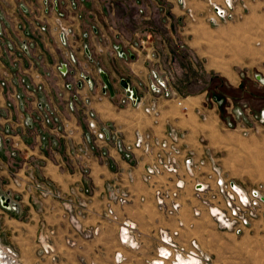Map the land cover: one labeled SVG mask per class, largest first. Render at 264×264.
Listing matches in <instances>:
<instances>
[{"label": "crops", "instance_id": "0c3cea01", "mask_svg": "<svg viewBox=\"0 0 264 264\" xmlns=\"http://www.w3.org/2000/svg\"><path fill=\"white\" fill-rule=\"evenodd\" d=\"M107 1L108 6L126 2L84 0L75 13L62 20L74 31L69 48L57 45L56 24L47 17L48 33L43 40L38 37L34 50L42 53L39 63L34 56L7 55L4 44L17 37L21 42L26 29L35 31L43 25L34 16L44 0H0V247L13 249L22 264H153L158 260L161 231L178 230L175 241L179 244L188 245L193 239L200 244L195 232L201 221L189 214L190 206L195 205L189 185L179 217L183 227L178 229L175 219L156 209L151 189L140 182L149 162L140 151L134 150L131 158L112 147L105 157L95 150L86 156L73 152L83 143L82 119L79 113H70L59 97L64 80L52 77L54 66L64 61L63 53L75 52L81 61L83 47L93 57L95 54L87 71L93 88L84 87L78 94L91 100L97 118L112 122L126 143L133 140L136 130L163 138L175 129L186 134L183 145L196 160L208 156L205 149L213 146L212 137L223 130L225 112L207 103L208 89L181 93L188 89L177 81L179 61L194 69L195 60L202 63L205 73L216 71L230 90L224 97L235 105L245 101L254 114L264 109V84L257 78L264 80V0H243L245 7L237 5L232 21L216 26L207 23L209 7L203 0H185L194 21L185 16L176 0H131L146 10L135 27L127 18L122 27L112 26L114 13ZM91 29L96 34L83 38ZM117 49L129 53L128 57L121 59ZM94 67L97 76L91 70ZM153 70L171 71L172 98L148 92ZM100 72L110 82L113 95L102 93ZM122 79L135 89L143 107L155 101L156 115L120 105ZM39 104L47 105L51 112H39ZM54 114L62 120L63 133H55L54 125L45 122ZM129 171L134 176L130 185ZM29 172L35 182L26 178ZM175 181V177L171 181L162 177L156 182L171 186ZM109 183L128 187L131 201L123 207L110 204L105 193ZM68 201L83 214V228L96 229L97 235L85 239L74 229L66 210ZM109 205L116 216L110 222L104 219Z\"/></svg>", "mask_w": 264, "mask_h": 264}, {"label": "built area", "instance_id": "2783aa9c", "mask_svg": "<svg viewBox=\"0 0 264 264\" xmlns=\"http://www.w3.org/2000/svg\"><path fill=\"white\" fill-rule=\"evenodd\" d=\"M203 1L209 7V16L206 21L212 26L232 21L234 18L233 11L238 4L242 8L245 7L243 0ZM58 2V0H44V5L57 9ZM176 3L185 11V16L191 21H194L193 11L187 8L186 1L176 0ZM21 7L24 11H27L24 5H21ZM44 31L45 27L43 25L36 27L35 32L26 29L25 38L21 40L18 48L15 47V44L7 43L5 45V52L10 54L18 49L23 54L29 55L31 51L33 52L37 48L36 32L43 35ZM60 36L65 44L64 33H61ZM1 37H3V28L0 25V39ZM121 56L126 58L125 53L121 54ZM37 58L41 57L38 55ZM66 68L67 65L61 64L58 70L60 73H67V71L62 72ZM257 78L259 83L264 84L263 79H260V77ZM171 80V71L153 70L150 73L147 90L153 95L172 98L173 92L169 85ZM84 87L92 89L93 84L90 77L80 75L72 83L65 84V92L59 94V97L64 101V107L70 113H79L83 117V143L81 146L74 148L73 152L76 155L86 156L95 150L99 152L101 157H105L108 155V147H112L125 158H131L134 150L140 151L149 159L144 172L140 175V182L151 189L152 199L156 209L165 217L175 219L178 229L183 227V223L179 217L182 213V201L184 200L186 185L190 186L191 197L195 202V205L190 206V217L192 219H201L205 215L220 231L228 232L235 236H243L251 229L255 221L264 218V195L260 188H245L236 183V181L228 178L211 155L196 160L194 153L183 145L186 136L185 133L171 129L163 138H156L149 133H142L136 130L133 133V140L126 143L121 131L113 123H102L98 121L97 114L91 108V100L80 97L78 90ZM101 88L102 93L107 94L104 85ZM123 91L124 98L122 101L124 103L135 109L143 108V112L147 115L157 114L155 101H152L147 107H143L142 100L138 98L137 93L136 97L133 98L132 94L126 96V90L123 89ZM63 95L65 98H63ZM242 106V108L235 107L236 109L231 106L230 118L244 120V116L247 118L248 116L251 117L249 109L245 105ZM37 107L39 112L42 110L45 113L51 112L47 105L42 106L39 104ZM245 113L247 114L245 115ZM258 119L259 122H264V110L260 111ZM45 122H50L54 125L53 131L55 133L60 134L64 132V125L58 114L48 117ZM231 126L232 124L228 122L227 127L230 128ZM12 155H15V153H12ZM181 167L183 168L182 174ZM162 177H167L170 181L171 177H175L176 181L172 182L171 186L158 185L156 181ZM26 178L29 182H35L36 180L35 176L30 172L26 175ZM127 181L129 185L134 181V176L130 171L127 172ZM105 193L110 204L120 207L127 205L133 198L128 187L121 186L119 183L107 184ZM140 201L143 202L144 199L140 198ZM67 204L66 210L69 213L68 218L74 229L85 239H91L97 235L96 229L83 228L81 224L83 214L75 210L69 201ZM104 219L108 222L116 220V216L110 205L106 209ZM178 233V230L171 233L161 231L159 233L161 247H166L171 252V257L172 255H181L186 258L196 259L198 264H205L204 262H207V260L203 259V254L196 240H190L188 245L179 244L175 241ZM125 234L129 237L128 229L125 231ZM128 240L129 238H126V241ZM122 241L125 242L124 239ZM161 247L158 248V252ZM158 256H160L159 253ZM0 264L22 263L19 255L13 249L10 247H0Z\"/></svg>", "mask_w": 264, "mask_h": 264}, {"label": "rangeland", "instance_id": "374dc122", "mask_svg": "<svg viewBox=\"0 0 264 264\" xmlns=\"http://www.w3.org/2000/svg\"><path fill=\"white\" fill-rule=\"evenodd\" d=\"M58 1L57 9L40 3L39 8L36 9L37 13L35 16L32 15L36 21L38 20L45 27L43 34L48 33V24L45 19L47 17L53 18L56 24L57 45L69 48L71 38L74 36V31L70 25L64 24L62 20L75 13L80 3L84 0ZM107 2L108 6L109 1ZM137 6V3L131 0H126L124 3H113V6L109 5V9L112 8L114 13V15L111 16L112 26L122 27L125 18L129 19L134 27L139 26V22L142 20V17H144L142 14L146 12V10ZM21 18L26 20L25 15H22ZM36 33V36L43 40L44 36L38 34V32ZM61 33H64L65 44L61 39ZM93 34H96V31L91 29L89 33L82 34V37H89ZM37 37H35L36 41L38 40ZM7 43H11L12 45L15 44V47L18 48L20 44L19 37H17L16 41H11L10 39ZM7 43H5L4 46ZM14 52H17V54L23 57L34 56V58H36L35 60L41 63L42 53H34V51H31L29 55H26L18 49L14 50L12 54H14ZM115 53L121 59H125L121 56V54L125 52L115 51ZM6 54L10 55L11 53ZM63 54H65L64 61L54 66L55 72L52 76L54 78L63 79L65 82L59 92H65L64 85L72 83L75 77H79L80 75L90 77L91 75L87 71L90 70L89 67L94 63L93 60H95V54L93 57V54L89 53L86 47H83L81 51V55L84 56V61H81V56H78L75 52L67 51ZM36 55H39L41 58H37ZM125 55L127 58L129 53H125ZM84 62H87V64ZM193 62H195L194 69H192L190 65L186 66L183 61L177 63L179 68L177 81L181 82V84L184 82V86H187L186 88L188 89L181 91V93H193L200 88L208 89L210 93L207 96V103L223 109L226 116V121L222 127L223 130L212 137L213 146L205 149L207 154L211 155L216 160L217 164L228 178L236 181V183L245 188H260L264 195V122L261 123L258 119L260 111L264 109L254 114L245 101L237 102L235 105V102L231 99L224 97V95L228 94L230 91L228 87L224 86V79L219 77L216 71L205 73L201 62H196L195 60H193ZM61 64L67 65L66 70L64 69L62 71H67V73L59 72L58 67ZM91 70L94 75L97 76L95 72L97 68L94 67ZM220 101L221 103H219ZM119 103L120 105H126L122 99L119 100ZM242 105H245L249 109L251 117L248 116L247 118L244 116L245 121L243 119L238 120L236 118L237 120H234L230 118V107L232 106L236 109L237 107L242 108ZM246 114L247 113H245V115ZM202 116L201 119L205 120V116ZM82 118L81 116V119ZM98 121L101 122L99 119ZM228 122L232 124L230 128L227 127ZM200 221L201 223L195 232V237L200 241L199 247L203 254V259L207 260V262H204L205 264H264V218L255 221L251 229L243 236H235L231 233L218 230L214 223L205 215L201 217ZM154 263L155 262H153V264ZM164 264H172V260L165 261Z\"/></svg>", "mask_w": 264, "mask_h": 264}, {"label": "bare ground", "instance_id": "6f19581e", "mask_svg": "<svg viewBox=\"0 0 264 264\" xmlns=\"http://www.w3.org/2000/svg\"><path fill=\"white\" fill-rule=\"evenodd\" d=\"M170 253L171 252L166 247H162V250L159 252L160 256H158L159 259L154 264H164L165 261L170 260H172L174 264H198L196 259L186 258L181 255H172L171 257Z\"/></svg>", "mask_w": 264, "mask_h": 264}, {"label": "water", "instance_id": "95a60500", "mask_svg": "<svg viewBox=\"0 0 264 264\" xmlns=\"http://www.w3.org/2000/svg\"><path fill=\"white\" fill-rule=\"evenodd\" d=\"M117 51H120V49H117ZM130 57H131V56H130ZM100 77H101V79H102V81H103V85H104L105 89H106L107 91H109V92L111 93V95H113V90H112L111 84H110V82L108 81L106 75H105L104 73L100 72ZM120 85H121V87H122L124 90H126V96H129L130 94H132V97H133V98L136 97V91H135V89H131V88L129 89V85H128V83H127L124 79H122V80L120 81ZM129 90L131 91V93H130ZM6 202H7V201H5L4 206H7Z\"/></svg>", "mask_w": 264, "mask_h": 264}, {"label": "flooded vegetation", "instance_id": "af4514ba", "mask_svg": "<svg viewBox=\"0 0 264 264\" xmlns=\"http://www.w3.org/2000/svg\"><path fill=\"white\" fill-rule=\"evenodd\" d=\"M58 8V7H57Z\"/></svg>", "mask_w": 264, "mask_h": 264}]
</instances>
